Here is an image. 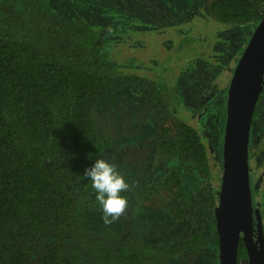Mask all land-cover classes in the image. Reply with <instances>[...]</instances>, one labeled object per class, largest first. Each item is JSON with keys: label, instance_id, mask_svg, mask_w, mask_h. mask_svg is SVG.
<instances>
[{"label": "trees", "instance_id": "obj_1", "mask_svg": "<svg viewBox=\"0 0 264 264\" xmlns=\"http://www.w3.org/2000/svg\"><path fill=\"white\" fill-rule=\"evenodd\" d=\"M48 10L45 0H0V264H169L184 253L195 256L203 234L157 247L136 221L145 203L173 186L184 201L174 215L182 216L187 193L176 169L145 189L116 165L130 185L122 193L129 207L111 225L103 223L84 173L116 145L99 133L88 101L104 110L121 86L146 79L119 69L103 30ZM210 10L221 24L256 26L264 0H215ZM159 148L166 155L184 154L202 183L210 181L208 150L195 127L180 122L175 138ZM217 203L213 194L211 205ZM214 240L218 245L216 230ZM243 258L240 241L238 260Z\"/></svg>", "mask_w": 264, "mask_h": 264}, {"label": "rangeland", "instance_id": "obj_2", "mask_svg": "<svg viewBox=\"0 0 264 264\" xmlns=\"http://www.w3.org/2000/svg\"><path fill=\"white\" fill-rule=\"evenodd\" d=\"M213 1L45 0L53 16L103 30L102 41L119 69L146 79L144 84L121 86L104 110L88 101L99 133L116 145L95 157L91 167L97 158L105 159L128 170L135 186L145 189L172 169L182 174L187 207L181 217L174 213L184 201L174 195V186L136 212L143 236L157 247L203 234L200 252L184 253L169 264H220L212 195L221 185L228 89L255 23H219L210 10ZM261 95L251 128V158L264 147L263 91ZM180 122L198 129L206 144L211 167L206 184L184 154L166 155L159 148L175 138ZM261 155L256 157L260 164L250 163L249 173L253 202L264 217V152Z\"/></svg>", "mask_w": 264, "mask_h": 264}, {"label": "water", "instance_id": "obj_3", "mask_svg": "<svg viewBox=\"0 0 264 264\" xmlns=\"http://www.w3.org/2000/svg\"><path fill=\"white\" fill-rule=\"evenodd\" d=\"M263 84L264 15L253 30L228 89L223 169L214 215L220 264H238L240 240L249 264H264L262 217L252 204L248 161L251 126Z\"/></svg>", "mask_w": 264, "mask_h": 264}, {"label": "clouds", "instance_id": "obj_4", "mask_svg": "<svg viewBox=\"0 0 264 264\" xmlns=\"http://www.w3.org/2000/svg\"><path fill=\"white\" fill-rule=\"evenodd\" d=\"M84 177L91 181L96 192L95 200L102 209L106 226L126 214L129 203L122 193L129 191L130 185L114 163L97 158L94 165L85 170Z\"/></svg>", "mask_w": 264, "mask_h": 264}, {"label": "flooded vegetation", "instance_id": "obj_5", "mask_svg": "<svg viewBox=\"0 0 264 264\" xmlns=\"http://www.w3.org/2000/svg\"><path fill=\"white\" fill-rule=\"evenodd\" d=\"M256 27V26H255ZM264 85V84H263ZM263 92H264V88H263ZM261 97H262V95H260V98H259V101H258V103L257 104H260L261 103ZM257 111V114H256V116L254 117L253 116V119L255 120L256 118H258V112H259V110H258V107L256 106V110H255V112ZM255 114V113H254ZM252 121V126H251V128L253 127V125L255 124V121ZM263 140H264V136H263ZM250 144H251V132H250V140H249V153H248V161H249V167H250V163H254L255 165L256 164H260V162H261V159L258 161V162H256V157H257V155H259L260 154V156H262L261 155V153H263L264 152V147H263V150H260V151H257V153H255L254 154V156H252V158H251V153H250ZM250 174V173H249ZM250 181H251V177H250ZM251 189V188H250ZM217 195V194H216ZM251 195H252V204H253V207L255 208V207H258L259 208V210H260V214H261V217H262V228H263V233H264V217H263V214L261 213V208H260V205H257V204H254V202H253V192H251ZM217 205H218V203H217ZM217 207V206H216ZM240 241H242V240H240ZM243 242V241H242ZM240 244V243H239ZM244 244V243H243ZM244 247H245V245H244ZM246 249V248H245ZM242 260H244V261H248V258H243ZM242 260H238V264L242 261ZM248 263H249V261H248Z\"/></svg>", "mask_w": 264, "mask_h": 264}]
</instances>
